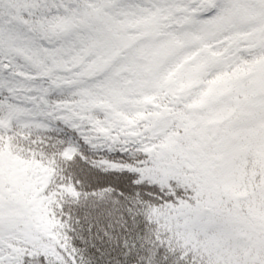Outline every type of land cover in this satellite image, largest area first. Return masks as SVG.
<instances>
[{"label": "snow or ice", "instance_id": "6c2138e0", "mask_svg": "<svg viewBox=\"0 0 264 264\" xmlns=\"http://www.w3.org/2000/svg\"><path fill=\"white\" fill-rule=\"evenodd\" d=\"M0 264H264V0H0Z\"/></svg>", "mask_w": 264, "mask_h": 264}]
</instances>
